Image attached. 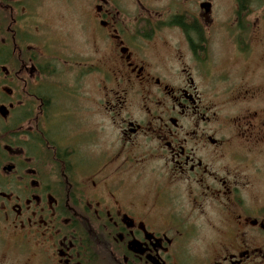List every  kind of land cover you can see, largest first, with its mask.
Segmentation results:
<instances>
[{"label": "flooded vegetation", "instance_id": "1", "mask_svg": "<svg viewBox=\"0 0 264 264\" xmlns=\"http://www.w3.org/2000/svg\"><path fill=\"white\" fill-rule=\"evenodd\" d=\"M0 264H264V0H0Z\"/></svg>", "mask_w": 264, "mask_h": 264}, {"label": "rangeland", "instance_id": "2", "mask_svg": "<svg viewBox=\"0 0 264 264\" xmlns=\"http://www.w3.org/2000/svg\"><path fill=\"white\" fill-rule=\"evenodd\" d=\"M61 7L64 8L63 10L67 12L70 10V8H67L66 6H61ZM213 59L215 60V62L217 61L219 62L218 67H219L220 72H227L228 68L233 65V62L235 61V56L231 53V49L228 45L217 43L215 44V53H214ZM234 77L235 75H233L232 73V75L230 76V79H232L231 81H233ZM213 78L215 81L216 80L220 81V82H216L217 84H220V85L227 82L226 80L227 76L224 75V73L218 72V74L214 75ZM213 94H215L218 99H221L222 103L227 102L225 104H227L228 107L232 106L233 103L229 102L230 100L233 99V95H231V91L227 92V90H220V91L213 92ZM231 113L233 112H230V114ZM259 184H263L262 179L259 181Z\"/></svg>", "mask_w": 264, "mask_h": 264}]
</instances>
